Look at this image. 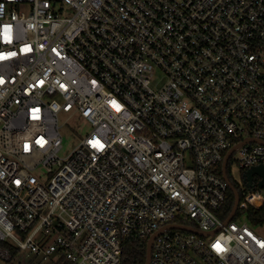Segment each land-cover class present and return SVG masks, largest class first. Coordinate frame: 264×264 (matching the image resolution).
Masks as SVG:
<instances>
[{"label":"built area","instance_id":"obj_1","mask_svg":"<svg viewBox=\"0 0 264 264\" xmlns=\"http://www.w3.org/2000/svg\"><path fill=\"white\" fill-rule=\"evenodd\" d=\"M60 112L92 126L65 157ZM259 164L264 0H0L1 257L123 264L157 232L149 264H264Z\"/></svg>","mask_w":264,"mask_h":264},{"label":"rangeland","instance_id":"obj_2","mask_svg":"<svg viewBox=\"0 0 264 264\" xmlns=\"http://www.w3.org/2000/svg\"><path fill=\"white\" fill-rule=\"evenodd\" d=\"M60 133L62 136V148L59 154L62 157L69 155L80 143L81 139L90 132L92 126L85 118L80 115H72L70 112L59 113ZM235 152L233 158L237 156ZM45 172V171H44ZM46 174V173H45ZM256 178H259L257 175ZM234 179L242 180V175L237 169H234ZM234 180V181H235ZM248 211L239 213L238 218L243 221H248ZM223 218V214H219ZM254 229L262 236H264V225L254 226ZM11 259L0 256V264H60L62 261L58 260L57 254L44 256L30 250H18L11 253Z\"/></svg>","mask_w":264,"mask_h":264},{"label":"trees","instance_id":"obj_3","mask_svg":"<svg viewBox=\"0 0 264 264\" xmlns=\"http://www.w3.org/2000/svg\"><path fill=\"white\" fill-rule=\"evenodd\" d=\"M228 175L232 180V183L235 184L233 178L231 177L230 171L228 169ZM235 204V194L233 190L229 187L227 195V203L223 212V218H227L231 213ZM238 211V215H239ZM248 220L254 225H264V205L260 208L254 209L251 207L248 209ZM147 241L146 238H139L134 234L127 235L122 240V262L123 264H146V251H147ZM0 244L3 246H8L7 242L0 241ZM16 247H12V252H17ZM63 263L60 264H72L70 261L64 260L63 257L58 259Z\"/></svg>","mask_w":264,"mask_h":264},{"label":"water","instance_id":"obj_4","mask_svg":"<svg viewBox=\"0 0 264 264\" xmlns=\"http://www.w3.org/2000/svg\"><path fill=\"white\" fill-rule=\"evenodd\" d=\"M262 142V141H260ZM234 148L230 149L224 159V162H223V174H224V178L228 181L229 183V186L230 188L233 190L234 194H235V204H234V207L231 211V213L229 214L227 220H231L235 214H236V211H237V207H238V204H239V200H240V196H239V192L238 190L236 189V187L232 184V182L230 181L228 175H227V170H226V165H227V161H228V158L231 154V152L233 151ZM244 178L245 180H247L249 186L253 187L254 184H253V180H254V175L255 174H258L259 176H261V179L259 181V186L260 187H263L264 186V165L263 164H259V165H255V166H252L251 168L247 169L246 171H244ZM255 203L257 205H262L263 204V199H257L255 200ZM176 226V225H174ZM156 233H153L149 238H148V241H147V251H146V264H149V259H150V255H151V245H152V242L156 236Z\"/></svg>","mask_w":264,"mask_h":264},{"label":"flooded vegetation","instance_id":"obj_5","mask_svg":"<svg viewBox=\"0 0 264 264\" xmlns=\"http://www.w3.org/2000/svg\"><path fill=\"white\" fill-rule=\"evenodd\" d=\"M258 174H255L254 177L256 178Z\"/></svg>","mask_w":264,"mask_h":264},{"label":"snow or ice","instance_id":"obj_6","mask_svg":"<svg viewBox=\"0 0 264 264\" xmlns=\"http://www.w3.org/2000/svg\"><path fill=\"white\" fill-rule=\"evenodd\" d=\"M217 247H219V245H217Z\"/></svg>","mask_w":264,"mask_h":264}]
</instances>
